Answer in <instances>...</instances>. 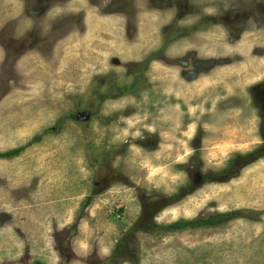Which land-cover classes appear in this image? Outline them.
<instances>
[{"label": "rangeland", "instance_id": "rangeland-1", "mask_svg": "<svg viewBox=\"0 0 264 264\" xmlns=\"http://www.w3.org/2000/svg\"><path fill=\"white\" fill-rule=\"evenodd\" d=\"M0 264H264V0H0Z\"/></svg>", "mask_w": 264, "mask_h": 264}, {"label": "trees", "instance_id": "trees-1", "mask_svg": "<svg viewBox=\"0 0 264 264\" xmlns=\"http://www.w3.org/2000/svg\"><path fill=\"white\" fill-rule=\"evenodd\" d=\"M22 150H16L14 152H11L9 154H6L4 157H10L13 155H18ZM260 151H256L253 154H248L246 157L240 158V156H235L231 163L230 167L226 170H224V174H230L232 170L236 169L237 167H240L239 165H243V162H247L249 164L251 161H256L259 157L263 154H258ZM214 177L213 175H204L203 179H209ZM93 202V198L90 197L87 202L86 206H89ZM178 202V199L174 200H168L166 198L159 199V202L154 200H150L147 205H144L143 209V215L142 218L137 222L135 228H133L132 231H151L150 229L154 231H163V232H175L180 231L185 228H192V229H198L201 227H213V226H220L228 221H230L233 218L241 217L242 213L240 212H231L229 214H221L218 216H211L204 219H198L194 222H178L176 224L170 225V226H158L154 222V217H156L161 211H163L165 208L169 207L173 203Z\"/></svg>", "mask_w": 264, "mask_h": 264}, {"label": "flooded vegetation", "instance_id": "flooded-vegetation-1", "mask_svg": "<svg viewBox=\"0 0 264 264\" xmlns=\"http://www.w3.org/2000/svg\"><path fill=\"white\" fill-rule=\"evenodd\" d=\"M78 115H79V114H77L76 117H74L75 120H77V116H78ZM82 115H83V114H80V115H79V119H80V120H83V119H84V116H83V118H82ZM81 118H82V119H81ZM79 119H78V120H79Z\"/></svg>", "mask_w": 264, "mask_h": 264}, {"label": "water", "instance_id": "water-1", "mask_svg": "<svg viewBox=\"0 0 264 264\" xmlns=\"http://www.w3.org/2000/svg\"><path fill=\"white\" fill-rule=\"evenodd\" d=\"M80 115V114H79ZM79 115L77 116V119H79Z\"/></svg>", "mask_w": 264, "mask_h": 264}]
</instances>
